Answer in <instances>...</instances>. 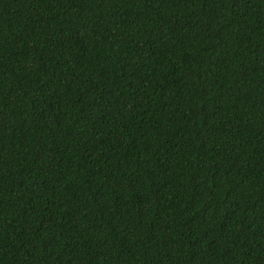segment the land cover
I'll use <instances>...</instances> for the list:
<instances>
[{"label": "trees", "instance_id": "1", "mask_svg": "<svg viewBox=\"0 0 264 264\" xmlns=\"http://www.w3.org/2000/svg\"><path fill=\"white\" fill-rule=\"evenodd\" d=\"M0 264H264V0H0Z\"/></svg>", "mask_w": 264, "mask_h": 264}]
</instances>
